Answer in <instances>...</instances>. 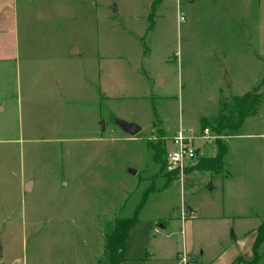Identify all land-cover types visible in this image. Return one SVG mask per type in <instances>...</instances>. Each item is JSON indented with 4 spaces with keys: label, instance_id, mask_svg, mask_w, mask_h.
<instances>
[{
    "label": "rangeland",
    "instance_id": "rangeland-1",
    "mask_svg": "<svg viewBox=\"0 0 264 264\" xmlns=\"http://www.w3.org/2000/svg\"><path fill=\"white\" fill-rule=\"evenodd\" d=\"M190 1L166 0L161 8L160 25H167L170 33L165 30V37L160 31L156 36L146 37L140 48L146 51L150 46L151 52L143 56L146 58L131 57L136 70H129L122 62H115L119 57L110 59L113 61L112 69L117 68L118 77L124 84L126 82L123 86L120 80L117 81L115 72H108V82L112 86L118 82L116 91L123 89L126 93L148 94V97L112 98L102 100L100 104H90L84 99L75 104L74 120L71 115L67 117L61 112L54 114L57 116L53 119L41 118L45 108L49 109L52 104L38 101L27 106L30 107L29 117L24 107L23 115L26 114L27 118L22 122L18 114L19 104H15L13 119L3 122L8 124L9 130H0V248L8 257L0 260V264H109V254L103 247L104 244L106 246V230L118 218L135 215L147 189V179L161 172L170 177H183L197 164L203 168L208 163L205 160L201 162L199 153L198 158L185 163L183 174L179 169L168 172L166 155L174 149L171 137L181 128L186 129L187 134L202 135V118L217 115L221 102L253 90L262 81L264 51L261 49L264 50V41L260 42V49L254 51L245 42L230 40L227 33L218 37L211 30L212 18L235 16L238 12L230 10L212 17L213 13L205 3L197 0L199 4L195 5ZM176 3H179L177 12ZM155 10L153 23L154 19L158 20ZM180 15L184 17L181 20ZM100 29L98 9L91 6L89 18L75 32L76 41L89 43L83 38L85 35L93 43ZM106 31L112 35L114 26H107ZM118 41L122 40L114 42L112 39L111 46L117 47ZM130 48L135 49L132 45ZM70 66L72 68L68 72H59L58 76L60 80L71 81L76 95L79 93V96L85 97V93L91 92V87L86 83L85 76L89 74L84 68L89 66L90 73L94 60L90 57V62ZM144 69L150 71L152 79L164 75L169 82L160 86L154 81L150 88ZM91 74L93 72L89 77ZM228 76L233 80L230 85L226 83ZM259 92L264 97V85ZM90 108L99 109L94 122L100 130L99 135L104 137L99 144L105 149L97 157V161H101V181L97 183L98 180H95V183L93 178H89L87 182L82 174L73 182L68 179L62 165L67 161L66 154L57 151L63 142L56 140L57 132L52 133L46 126L58 125L59 135L63 132L65 137L81 135L79 140L82 141L81 138L90 135L89 130L96 129ZM118 120L134 123L141 130L131 135L125 132ZM208 127L210 138H195L193 143L197 152L202 148V153L213 154L216 140H220L222 134ZM240 130L264 132V101L258 114L247 118ZM84 140L81 144H93ZM69 143L73 144V141L69 140ZM157 156L160 162L154 159ZM215 172L212 171V175ZM32 179L37 183L35 190L25 193L22 181ZM164 182H168L165 177L158 176L154 184L156 191L149 193L137 215L138 220L127 240L128 259L123 264H170L164 260L147 262L149 260L144 259L153 254L151 248L154 245L167 240L161 239L166 230H154L158 221L156 215L161 213L162 217H177L181 213L180 182L171 184L170 189L157 195ZM198 200L200 204L210 202L205 198ZM255 203L259 209L264 207L260 196L255 197ZM247 224H250L249 220L235 221V225L232 223L230 233H235L237 240L225 252L243 249L240 254L245 255L248 246L244 243L240 246L242 239L239 232ZM170 231L168 229V235ZM215 243L214 236L207 238L208 256L215 254ZM259 253L263 254V246L259 248ZM253 259L248 261L239 257L237 264H252ZM259 264H264V257Z\"/></svg>",
    "mask_w": 264,
    "mask_h": 264
},
{
    "label": "crops",
    "instance_id": "crops-1",
    "mask_svg": "<svg viewBox=\"0 0 264 264\" xmlns=\"http://www.w3.org/2000/svg\"><path fill=\"white\" fill-rule=\"evenodd\" d=\"M155 2L156 0H0V130H9L8 124L3 122L13 119V115L16 114L14 108L16 103L19 104L18 114L22 122L27 118L26 114L23 115L24 107L29 117L30 107L27 106L38 101L52 104L49 109L45 108L41 118L53 119L57 116L54 114L61 112L67 117L71 115V119L74 120L75 104L84 99L90 104H100L102 100L112 98L148 97V94L126 93L123 89L116 91L119 88L116 86L118 80L123 86L126 82L124 84L118 77L117 68L112 69L113 61L110 59L119 57L114 61L122 62L129 70H136L137 67L133 65L131 57L135 55L143 57L151 52L148 45L146 51L140 48L146 42V37L156 36L159 31L164 32V37L167 35L165 30L170 33L167 25H160L161 8L166 0H159L153 8ZM199 2L208 6L213 13L212 17L218 13H228L230 10L238 12L235 16L213 17L211 21L213 34L219 37L227 33L230 40L245 42L246 46L252 47L254 51L260 49V42L264 41V0ZM199 2L190 1L195 5ZM91 6L98 9L101 29L98 37L92 40L93 43L84 35L83 38L89 43L82 44L76 41L75 32L77 29L80 30L83 22L89 18ZM154 10L158 20L154 19L153 23ZM177 10L179 11V3H176V12ZM107 26H114L113 34L116 35V39L113 34L109 35L106 31ZM112 39L114 42L119 39L124 43L118 41L116 43L118 46L112 47ZM129 44L135 49L130 48ZM122 45H125V48L121 49ZM90 57L94 60V68L90 70L93 75L89 77V66L84 70L87 69L86 72L89 74L85 76V80L91 87V92L85 93V97L79 96V93L76 95L74 84L71 81L60 80L58 74L68 72L72 68L70 65L75 63L90 62ZM108 72L116 73L117 81L115 80L113 86L108 82ZM145 73L150 88L154 81L160 86H165L169 82L164 75H159L154 80L149 76L150 71L145 70ZM226 83L228 85L233 83L230 76L227 77ZM82 87L81 85L80 89ZM7 89L12 90L6 91ZM89 113L94 116V122L97 120L96 114L99 113V109L90 108ZM94 125L96 129L89 130L90 135L81 138L82 141L86 139L84 141L93 144H81L82 141L79 140L81 135L65 137L64 132L59 135L61 132L58 133L60 131L58 125L46 126L52 133L57 132L56 140L63 142V146L57 151L59 154H66L64 157L67 161L62 165L65 166L68 179L73 182L82 174L84 178L86 176L87 182L89 178H93V182L101 181V161H97V157L100 156L101 150L105 149L99 144L104 137L99 135L100 130L95 122ZM103 129L105 130L104 127ZM69 140L73 141V144L69 143ZM219 142L225 145L222 168L207 170L197 164L183 177H170L167 173L161 172L147 179L149 181L145 191L150 190L149 193L156 191L154 184L160 175L168 182L163 183V188L158 189L157 195L166 192L171 184L178 182L182 193L179 216L162 217L164 215L161 213L156 215L158 221L154 230L156 231V228L161 232L166 230L161 239L167 240L151 248L153 254L144 258L149 260L147 262L158 259L169 261L170 264H179L177 257L180 253H187L198 264H212L217 260L219 262L216 264H234L239 257H245L248 261L254 258L253 245L257 237V228L264 219V207L259 209L255 203V197L260 196L264 200V132L247 133L240 130L238 134L222 135L220 140H216L213 154H204L200 148L196 158L199 153L201 156L199 159L215 157L219 150ZM212 171H216L215 174L212 175ZM24 178L26 177H22ZM22 183L25 193L35 190L37 184L34 179L27 182L24 180ZM199 198L209 199L210 202L200 204ZM243 220H249L250 223L239 232L242 239V242H239L240 246L241 243L248 246L245 255L240 254L243 249L225 252L226 248L237 240L236 234L230 233L232 223L235 225V221ZM168 229L171 230L169 235ZM209 236H214L216 242V252L211 256L206 253V240ZM2 259L6 260L8 257L0 248V260Z\"/></svg>",
    "mask_w": 264,
    "mask_h": 264
},
{
    "label": "trees",
    "instance_id": "trees-1",
    "mask_svg": "<svg viewBox=\"0 0 264 264\" xmlns=\"http://www.w3.org/2000/svg\"><path fill=\"white\" fill-rule=\"evenodd\" d=\"M156 0L153 8H155ZM264 85V78L262 81L251 91L243 95L233 96L231 100L220 103L219 112L211 118H202L204 128L211 126L217 134L234 135L240 132L241 127L251 116L258 114L264 97L260 94L259 90ZM218 153L215 157L203 158L208 162L205 164L204 169L218 170L222 168L223 157L225 154V145L219 142ZM155 160L160 162V159L155 157ZM150 190H146L143 195L141 203L138 205L135 215L130 218H118L116 223L106 230V251L109 254V264H122L126 260L127 240L130 230L138 220V214L143 209L145 202L149 196ZM263 246V254L259 253V248ZM254 259L252 264H259V260L264 256V219L257 228V237L253 245ZM237 260L234 264H237Z\"/></svg>",
    "mask_w": 264,
    "mask_h": 264
},
{
    "label": "built area",
    "instance_id": "built-area-1",
    "mask_svg": "<svg viewBox=\"0 0 264 264\" xmlns=\"http://www.w3.org/2000/svg\"><path fill=\"white\" fill-rule=\"evenodd\" d=\"M180 20L183 19V16H179ZM181 128L179 129L174 136L172 137V144L174 149L169 151L166 155V166L167 171L172 172L176 169L183 174L184 165L186 162L191 161L197 157V148L193 143L195 138H210L209 128H205L202 130V135L195 136L194 134H187V130ZM158 228H156V231ZM180 264H198L196 261L191 259L187 253H180L179 255Z\"/></svg>",
    "mask_w": 264,
    "mask_h": 264
},
{
    "label": "water",
    "instance_id": "water-1",
    "mask_svg": "<svg viewBox=\"0 0 264 264\" xmlns=\"http://www.w3.org/2000/svg\"><path fill=\"white\" fill-rule=\"evenodd\" d=\"M118 123L121 125V127L125 130V132L136 135L140 131V127H138L135 124L125 122L123 120H118Z\"/></svg>",
    "mask_w": 264,
    "mask_h": 264
}]
</instances>
